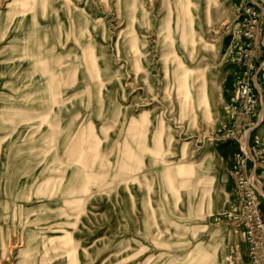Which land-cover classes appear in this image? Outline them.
Listing matches in <instances>:
<instances>
[{
	"label": "rangeland",
	"instance_id": "obj_1",
	"mask_svg": "<svg viewBox=\"0 0 264 264\" xmlns=\"http://www.w3.org/2000/svg\"><path fill=\"white\" fill-rule=\"evenodd\" d=\"M195 1L194 48L186 0H0V264H251L232 170L264 69L245 116V0Z\"/></svg>",
	"mask_w": 264,
	"mask_h": 264
},
{
	"label": "built area",
	"instance_id": "obj_2",
	"mask_svg": "<svg viewBox=\"0 0 264 264\" xmlns=\"http://www.w3.org/2000/svg\"><path fill=\"white\" fill-rule=\"evenodd\" d=\"M240 46L233 60L241 64V73L236 81L237 100L245 116L254 112L258 83V73L264 69V0H245L240 8ZM254 73V76H251ZM234 132L228 131L226 137L234 138ZM256 140L249 154L242 149L232 175L236 179L238 193L237 212L232 222L244 231L251 264H264V146Z\"/></svg>",
	"mask_w": 264,
	"mask_h": 264
},
{
	"label": "bare ground",
	"instance_id": "obj_3",
	"mask_svg": "<svg viewBox=\"0 0 264 264\" xmlns=\"http://www.w3.org/2000/svg\"><path fill=\"white\" fill-rule=\"evenodd\" d=\"M186 2H187V4H186L187 11L185 13V16L188 17L187 18L188 29H187L186 35L189 37L190 45L193 46L194 48H195L196 44H198L199 42L202 43V46L208 45L207 41L204 40V31H202V29L197 28L195 26L196 19H199V15L196 12V10L194 9L197 7V2L195 0H186ZM205 2H207L206 11H207V15H208L211 4L216 2V1L215 0H205ZM172 16H173V8H169V23L174 18ZM168 28H170L169 25H168ZM175 57L177 59H180V56L178 55V53H175ZM180 66L183 70V76H185L184 86L187 87L188 86V78H189L188 73L193 72V69L189 65H186L185 62H181ZM198 90L200 91L199 92L200 97L198 98V100L200 103L204 102L203 100L205 98V95H204L205 93L204 92L202 93V91L200 90V86L198 87ZM191 92L192 91L189 89L187 95H190ZM187 98H189V96H187ZM260 116H261V114H260ZM245 134L246 135H245V138L243 140V147L248 149V138L250 136V130L246 131ZM261 192L264 195V191H261Z\"/></svg>",
	"mask_w": 264,
	"mask_h": 264
},
{
	"label": "crops",
	"instance_id": "obj_4",
	"mask_svg": "<svg viewBox=\"0 0 264 264\" xmlns=\"http://www.w3.org/2000/svg\"><path fill=\"white\" fill-rule=\"evenodd\" d=\"M261 175H263V176H264V172H262V173H261ZM263 179H264V178H263Z\"/></svg>",
	"mask_w": 264,
	"mask_h": 264
}]
</instances>
